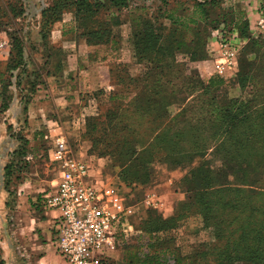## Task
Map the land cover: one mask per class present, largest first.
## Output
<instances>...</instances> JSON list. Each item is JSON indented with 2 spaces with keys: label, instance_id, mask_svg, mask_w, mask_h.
Listing matches in <instances>:
<instances>
[{
  "label": "rangeland",
  "instance_id": "rangeland-1",
  "mask_svg": "<svg viewBox=\"0 0 264 264\" xmlns=\"http://www.w3.org/2000/svg\"><path fill=\"white\" fill-rule=\"evenodd\" d=\"M44 1L33 4L30 0H20V2L0 0V7L9 8L8 16L2 18L0 30V123L4 119L1 106L7 96L5 94L4 97L3 88L10 78L9 69L19 61L16 55L17 49L13 52V60H10L13 36L21 40L24 53L23 61L14 74L19 73L23 80L37 85V93L32 101L43 90H54L56 95L65 92V88L62 87L64 84L62 76L68 67L70 56L73 58L76 52L75 43L81 46V49L77 48V50L81 51L85 65L93 67L96 63H100L96 58L101 57L104 65L110 68L111 74L118 73L121 77L125 73L122 71V65H128L133 75L139 74L142 66L135 63L133 49V32L137 28L145 30L144 33L150 36L151 43L157 41L159 43L158 38H160L164 50H169L172 39L178 37L182 42L183 50L178 51L175 58L179 63H185V74L192 73L205 84L211 78H221L225 84L219 90L222 93L228 90L231 96H239L241 85L233 83V80L240 71V59L246 58L244 49L248 43L246 40L242 41V48L233 69L226 74H218L215 67L217 48L213 28L221 20L241 23L244 19H248L252 25V17L257 12V28L256 25L255 29L250 27L251 40L254 38L260 42L264 41V33L258 27L261 11L264 10V0H215L211 5H208L210 0H126V5H122L121 9L112 8L109 12L103 13L102 11L105 10L101 8L100 16L91 17L92 19L87 21L99 24L115 15L119 18V24L113 27L115 42L100 45L88 44L84 38L78 36L74 15L77 6L68 5L59 21L47 25V18L42 14L45 9L53 5L55 0ZM90 1L92 3L100 1L109 5V0ZM199 4L205 6L200 7ZM12 6L17 10L22 6L24 12L22 14L14 12ZM147 21L149 24L146 25ZM247 57L256 58V53H248ZM60 65L62 75L56 77L53 74L58 71ZM172 73L176 72L173 70ZM52 79L55 81V86L50 82ZM173 79L179 89L192 86L187 85L186 79L181 74L179 78L175 76ZM110 84L105 85L103 89H93V87L81 93L77 105L75 103L67 105V108L59 114L64 121L61 135L66 137L75 156L87 163L90 179L100 184H112L127 208L129 231L119 234L116 250L105 257L103 264H246L232 262L231 258L235 259L247 254L248 251L242 245L250 242L238 241L236 244L230 242L224 235L229 231L217 235L211 227L205 225L201 213L202 207L193 205L192 201L188 203L187 194L179 183L187 168L186 171L171 172L165 165L157 167L155 164L152 166L154 171L148 184L137 177L135 168L126 159L130 150L137 146H125L120 142L124 138L135 141L140 137L145 140L148 130L140 127L144 120L137 121V119L133 120L136 128H126L122 123L120 106L110 102L109 99V92L122 91L126 84L120 82L118 87ZM11 89L14 92V99L18 97L21 100L17 87L13 85ZM76 90L78 89L73 91ZM189 102L194 100L190 99ZM22 121L26 122V119L23 117ZM93 123L97 124V128L91 131ZM23 131V135L30 133L27 128ZM37 132L39 137L34 138L32 134L30 136V154L33 159L27 167H24L22 179L12 187L14 192L11 194L7 189L5 168L12 162V153L6 163H2L0 158V215L4 217L5 222L1 228L3 222L0 216V263L3 264H31V258L26 254L24 247L25 241L31 243L29 219L26 217L31 214V203L37 202L34 204L37 206L51 184H56L58 177V167L49 157V151L53 148L57 136L51 131L45 132L43 128ZM144 155L147 156L145 153ZM244 188L249 191L251 189L248 186ZM249 191L243 194L248 196ZM148 195L156 196L155 200L159 203H166L162 213L160 209L147 205ZM244 195L239 196L236 205L231 204L229 207H224L223 204L230 203V196L224 198L223 204L220 200L211 203L214 215H218L224 221H226L224 217L232 221L236 220L223 225V230H233L236 226L245 232L251 229L258 232L264 226V216L261 213L253 217L255 213L258 214V211L264 209V196L258 195L250 200L243 197ZM36 198L38 200L34 201ZM178 202H181V215H178L179 212H176L175 207L170 210L172 203L174 206ZM186 203L189 204V208L184 211L182 208H185ZM153 212L162 215L163 218L166 216V219L177 214L176 225L167 231H147L145 225L156 221ZM248 218L247 225L241 224ZM222 236L225 237L220 238ZM256 236L254 235L251 243L253 248L258 245L254 250L260 252L264 244L256 243ZM19 238L26 240L21 244ZM49 252L52 256L48 262L60 264L61 258L55 249L51 247Z\"/></svg>",
  "mask_w": 264,
  "mask_h": 264
},
{
  "label": "trees",
  "instance_id": "trees-1",
  "mask_svg": "<svg viewBox=\"0 0 264 264\" xmlns=\"http://www.w3.org/2000/svg\"><path fill=\"white\" fill-rule=\"evenodd\" d=\"M209 2L206 1L205 4H214L215 0ZM52 4L42 14L47 18V25L59 21L68 5L77 6L74 15L78 36L84 38L88 44L100 45L115 42L113 27L119 24V18L115 15L99 24L87 21L91 20V17L97 18L102 12H109L112 8L121 9L122 5H126V0H109V5L100 1L92 3L90 0H55ZM101 8L105 11L101 12ZM8 9L0 7V30L2 18L8 16ZM11 9L19 14L24 12L22 6L19 10L14 6ZM145 24H149V21ZM250 27V21L244 19L241 23L221 20L213 28V33L219 29L228 33L237 31L238 37L248 43L244 49L246 58L240 59V71L233 80V83L241 85L240 96L231 97L228 90L222 93L219 89L225 81L221 78H211L205 84L192 73L185 74V63H179L175 58L177 52L183 50L178 37L172 39L169 50H164L160 38L159 43H151L150 36L144 33L145 30L137 28L133 32V49L135 63L142 66L141 72L133 75L128 65H122V71L125 73L121 77L118 73L111 74L113 85L118 87L120 82L126 85L122 91L112 92L109 99L120 106L122 123L126 128H136L133 120L137 119L144 120L140 127L148 130L145 140L140 137L135 141L124 138L120 142L125 146H137L130 150L126 158L135 168L137 177L148 184L154 171L152 166L159 161L175 168H190L179 183L187 194L188 203L192 201L193 205L202 207L205 225L211 227L217 235L229 231L224 235L235 244L238 241L250 242L242 245L248 251L247 254L231 258L232 262L264 264V248L257 252L254 248L258 245L253 248L251 243L254 235H257L256 243L264 244V226L258 232L252 229L245 232L236 226L233 230H223V225L236 220L224 217V221L213 214L211 206L215 200H220L223 204L226 196H230L231 201L229 204H223L224 207L236 205L239 196L242 197L245 191H249L244 186L251 188L250 194L243 196L246 199L264 196V41L260 42L254 38L251 40ZM11 41L10 60H13V52L17 49L19 61L9 69L10 78L3 88L4 97L7 94L6 101L1 106L3 112L9 109L14 100V92L11 89L13 85L21 94L25 110L37 93V85L23 80L19 73L14 74L23 61L24 53L22 42L17 36L11 37ZM248 53H256V58H248ZM173 70L176 73H172ZM180 74L191 87L178 88L173 77L179 78ZM53 75H62L61 65ZM134 91L138 92L137 95L129 100L128 93ZM190 99L194 102H189ZM173 108L178 110L175 116H172ZM96 128L97 124L93 123L91 131ZM18 138L21 144L12 152V162L5 168L9 194L14 192L12 187L22 179L23 169L29 165L27 158L31 151L30 141L24 135L19 134ZM210 149H213L211 153ZM208 154L210 155L207 156ZM198 158L200 160L197 167L191 168ZM188 203L184 204L186 209L182 210H188ZM180 204L181 202H178L176 206L178 215H181ZM260 213L264 216V209L253 217ZM152 215H155L156 221L146 222L145 225L149 232L167 231L176 225L177 214L168 219L156 212ZM249 218L241 224L247 225Z\"/></svg>",
  "mask_w": 264,
  "mask_h": 264
},
{
  "label": "built area",
  "instance_id": "built-area-1",
  "mask_svg": "<svg viewBox=\"0 0 264 264\" xmlns=\"http://www.w3.org/2000/svg\"><path fill=\"white\" fill-rule=\"evenodd\" d=\"M258 27L264 33V10ZM213 34L215 67L223 75L233 69L242 40L237 31L219 29ZM49 157L58 167V178L43 195L42 205L58 213L54 221L57 253L66 264H103L107 253L116 249L119 234L130 228L123 200L112 184L90 179L87 163L75 156L65 136L56 137ZM27 159L30 163L31 154ZM146 202L157 206L154 196L148 195Z\"/></svg>",
  "mask_w": 264,
  "mask_h": 264
},
{
  "label": "crops",
  "instance_id": "crops-1",
  "mask_svg": "<svg viewBox=\"0 0 264 264\" xmlns=\"http://www.w3.org/2000/svg\"><path fill=\"white\" fill-rule=\"evenodd\" d=\"M30 1L34 4L37 1L41 2L44 0H30ZM257 18H258V13L256 12L255 15L252 17V25H251L252 29H255V25L257 28ZM74 47L76 50V52L73 54L74 57L71 58L70 56L68 67L62 76V81H64L62 87L65 88L64 90L65 92H63V94L60 92L58 95H56L54 94V90L50 91V89L49 91L43 90L38 94L37 98L34 99L27 106L28 107L27 110H25L22 101L19 100L18 97H16L10 104L9 109L4 112L3 122L0 123V158L2 163H6L7 160L10 159V154L15 149H17L21 144L18 135L19 134L23 135L24 133L23 129L27 128L28 132H30L24 135L27 139H29V141L31 134L33 135L34 138L39 137V132L37 131L40 128H43V130L47 133L51 131L55 136H58L61 134V132H63L62 127L64 123V121L60 118L59 114L67 108V105L78 103L80 101V98L78 97H81V93L85 91H89V89H92L93 87H94L93 89H103L105 85H111L110 83L112 82L110 77L111 75L110 68L108 67V65L106 66L104 65V63L102 62L103 58L102 59L101 57L96 58V60H99L100 63H96L95 65H93V67H90L88 65H85V61L82 60L81 51L77 50V48L81 49V46H78V44L75 43ZM50 82L52 83L53 86H55L54 79L50 80ZM75 89L78 90L73 91ZM109 93L111 94V92ZM137 93H138L137 91L128 93L129 100L135 97ZM40 97H42V99H39ZM231 97H238V96H231ZM176 109L177 108L171 109L172 116H175V114L178 113V110ZM23 117L24 119L27 120L26 122L22 121ZM195 125L196 124H194V126ZM81 127L82 126H80V128ZM212 151L213 149H210L209 153H211ZM209 155L210 154H208L207 156ZM199 160H200L199 158L196 159L193 165L191 166V168L197 167ZM155 164L157 165V167H159L160 165L162 166L165 165L171 172H178V171L181 172L182 170L186 171V168L183 167L175 168L161 161L156 162ZM1 169L2 171L4 170L3 165L1 166ZM187 169H188L187 172H185L183 176L186 175L190 170V168ZM51 188H52V184L50 189ZM150 188L152 187L150 186ZM36 200L38 199L36 198L34 201ZM35 203L37 202L31 203V212H30L31 214L28 215L29 217H26L29 219L28 226L30 227L31 230V238H30L31 243H27V241H25L24 243L26 244L24 247L26 250V254L28 255L29 258H31L30 260L31 264H50L48 261L52 255L50 254L51 252H49V250L52 247L56 251L55 248L56 229H55L54 221L55 218L58 216V213L55 211H46L43 208L42 200L40 203L37 204V206L34 205ZM172 205L170 206V210H173V207H175L176 209L177 205L176 204L174 206ZM165 207H166V203L162 204V202L159 203L157 201V206L154 208L160 209V213H162V209L163 208L165 209ZM0 216L2 217L0 218L2 219L3 222L1 225L2 228L5 225V222H4V217L2 215ZM164 218H166V216H164ZM24 240L26 239L19 238L18 241L19 243L22 244ZM110 252L112 251H109L107 253V256ZM58 256L62 259V260L60 259L59 263L66 264L63 258L59 254Z\"/></svg>",
  "mask_w": 264,
  "mask_h": 264
}]
</instances>
